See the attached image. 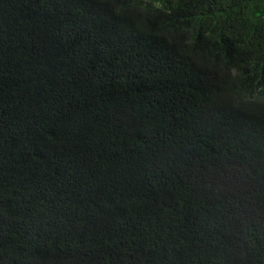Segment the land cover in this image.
Returning a JSON list of instances; mask_svg holds the SVG:
<instances>
[{
    "label": "trees",
    "instance_id": "trees-1",
    "mask_svg": "<svg viewBox=\"0 0 264 264\" xmlns=\"http://www.w3.org/2000/svg\"><path fill=\"white\" fill-rule=\"evenodd\" d=\"M262 97L264 0H0V264H264Z\"/></svg>",
    "mask_w": 264,
    "mask_h": 264
},
{
    "label": "clouds",
    "instance_id": "clouds-1",
    "mask_svg": "<svg viewBox=\"0 0 264 264\" xmlns=\"http://www.w3.org/2000/svg\"><path fill=\"white\" fill-rule=\"evenodd\" d=\"M264 100V97L261 98V101ZM212 243L216 244V234L215 231L212 233ZM234 241V231L231 224L224 225L220 230V238L218 240V246H227L231 247Z\"/></svg>",
    "mask_w": 264,
    "mask_h": 264
}]
</instances>
